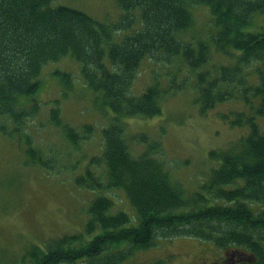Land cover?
Here are the masks:
<instances>
[{
    "label": "trees",
    "instance_id": "16d2710c",
    "mask_svg": "<svg viewBox=\"0 0 264 264\" xmlns=\"http://www.w3.org/2000/svg\"><path fill=\"white\" fill-rule=\"evenodd\" d=\"M115 4L123 17L103 24L83 11L53 7L51 0H0V117L21 131L23 120L33 118L38 110L35 104L23 106L22 99L36 97L42 87V68L66 56L81 65L88 89L99 93L101 103L113 113L101 129L102 153L88 160V166L105 165L106 182L89 168L75 180L76 186L98 192L87 207L82 232L49 239L44 247L31 245L23 264L76 260L122 264L135 250L146 249L156 240L177 238H193L229 252L222 264H264V129L258 123V118L264 119V25L255 21L264 19V0H115ZM193 5L207 7L212 23L209 43L232 65L202 69L210 60L209 43L179 38L194 25ZM135 11L140 27L114 41L115 32L131 28ZM148 58L162 64L182 58L190 71L202 69L194 73L201 115L225 102L243 108L229 110L221 118L247 132L224 149L210 152L219 165L193 192L185 193L182 185L174 183L163 161L155 157H162L161 143L134 135L131 139L143 147L136 156L127 145L123 120L159 116L162 98L181 87L170 78L167 89L155 81L133 96L130 88L138 67ZM52 74L61 83L62 98L67 97L70 74ZM58 103H52L48 121L77 148L90 137L92 127L75 130L64 125ZM25 136L33 164L53 170L56 161L39 156L41 149ZM111 189L124 192L135 211L134 226H128L125 212L110 214L113 201L107 193ZM121 244L124 247L117 250ZM237 252L244 253L246 260L232 257Z\"/></svg>",
    "mask_w": 264,
    "mask_h": 264
},
{
    "label": "rangeland",
    "instance_id": "374dc122",
    "mask_svg": "<svg viewBox=\"0 0 264 264\" xmlns=\"http://www.w3.org/2000/svg\"><path fill=\"white\" fill-rule=\"evenodd\" d=\"M51 5L83 11L103 24H114L123 17L115 0H51ZM190 12L194 25L179 33V38L183 42L204 40L209 43L212 23L207 7L193 5ZM133 16L135 20L131 28L115 32L114 41L140 27L137 11ZM255 21L258 26L264 25L263 18L257 17ZM209 45L210 60L202 69L232 65L228 57L216 53L214 46ZM177 59L170 64L157 63L149 58L140 63L130 88L133 96L142 94L155 81L162 89H167L170 78H175V84L181 87L180 90L171 89L162 98L159 116L151 119L129 117L123 123L131 155L136 156L143 148L131 139L134 135L144 134L149 140L158 141L162 146V157H155L163 161L171 180L182 185L188 193L206 183L210 171L219 165L218 160L210 157V152L237 141L247 129L232 127L221 118L229 110L243 109L237 102L218 104L214 110L201 115L195 102L194 73L202 69L190 71L182 58ZM80 69L81 65L70 56L42 68L40 91L36 97L21 101L26 108L32 104L38 107L33 118L23 120L21 131L13 130V123L4 116L0 117V264H23V255L31 245L44 247L49 239L81 233L88 219L87 207L98 192L76 186L75 180L89 168L106 182L105 165L88 166V160L102 153L101 129L108 125L113 113L101 103L99 93L88 89ZM54 71L67 72L71 76L72 87L65 98H62L61 83L52 74ZM56 100L64 125L75 130L87 125L92 127L90 137L81 141L77 148L69 144L59 127L48 121V113ZM258 123L264 129V119L258 118ZM26 134L33 147L41 149L39 156L56 161L53 170L33 164L27 153ZM107 195L113 201L110 214L125 212L130 220L128 226H134L137 223L135 211L124 192L111 189ZM123 247L121 244L117 250ZM223 252L211 243L193 238L167 242L156 240L146 249L135 250L122 264H152L157 260L165 264H220L221 258L229 259L230 256L229 252L225 255ZM71 264L89 263L76 260Z\"/></svg>",
    "mask_w": 264,
    "mask_h": 264
},
{
    "label": "flooded vegetation",
    "instance_id": "af4514ba",
    "mask_svg": "<svg viewBox=\"0 0 264 264\" xmlns=\"http://www.w3.org/2000/svg\"><path fill=\"white\" fill-rule=\"evenodd\" d=\"M225 254H226V253L224 252V255H225ZM237 258H238V260H240V261L242 260V259H241V258H239V257H237ZM222 259H224V258H222Z\"/></svg>",
    "mask_w": 264,
    "mask_h": 264
}]
</instances>
